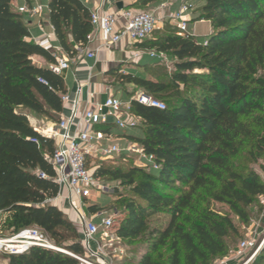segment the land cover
Returning a JSON list of instances; mask_svg holds the SVG:
<instances>
[{
  "label": "trees",
  "instance_id": "1",
  "mask_svg": "<svg viewBox=\"0 0 264 264\" xmlns=\"http://www.w3.org/2000/svg\"><path fill=\"white\" fill-rule=\"evenodd\" d=\"M14 1L0 0V229L13 236L36 228L56 249L83 258L76 227L51 204L59 194L48 161L54 142L29 122L34 114L59 123L64 79L49 70L56 57L30 41L26 14L15 10ZM153 1L137 0L135 10ZM47 10L59 47L73 55L92 32L90 12L80 0H48ZM193 15L189 23H210L204 43L179 35L167 21L166 34L152 33L139 45L170 58L171 72L113 74V83L132 85L164 105L158 110L132 101L141 136L127 137L154 157L158 172L94 165L95 178L130 188V198L120 202L125 215L115 234L130 246L144 245L134 264H211L226 254L236 230L230 214L247 222L248 209L264 198V182L243 163L264 160V0H198ZM33 57L47 65H36ZM212 203L228 213L215 214ZM100 211L86 208L90 215ZM153 215L167 222L151 227ZM2 257L7 264H80L37 247ZM254 264H264V245Z\"/></svg>",
  "mask_w": 264,
  "mask_h": 264
},
{
  "label": "built area",
  "instance_id": "2",
  "mask_svg": "<svg viewBox=\"0 0 264 264\" xmlns=\"http://www.w3.org/2000/svg\"><path fill=\"white\" fill-rule=\"evenodd\" d=\"M43 1L48 2V0ZM189 1H182L177 11L167 18L174 23L179 35H188V24L196 9V5ZM100 2L102 8L107 1L100 0ZM41 9V0H28L23 7L15 8L18 13L31 15H37ZM89 20L92 32L87 37V42L77 46L73 55L56 57V62L49 66V70L53 74L60 75L69 69L70 63L76 62V60L93 59L96 53L101 50H111L123 39H128L134 44H141L151 37L156 25L160 22L155 11L146 12L131 9H122L118 14L106 13L98 9L90 12ZM119 22H122L121 25H118ZM97 37L100 40L99 45L94 51H89L88 45ZM145 53L150 58L157 59L161 64L167 62V57L162 54H157L154 51H145ZM140 56L141 53H136L133 58L136 59ZM81 92L82 86L78 85L75 99L71 100L67 94L61 96L62 104H71L70 115L61 118L53 128L36 132L43 138L54 142V152L48 159L55 174L53 182L59 190H67L72 197L70 204L78 217L81 246L85 254L90 258L99 259L101 249L99 246L92 248V245L97 244L96 236L100 232L110 229L113 222L110 217L106 216L97 217V221L89 220L85 214L86 201L93 192L99 193L102 189L93 175L95 169L92 162L135 155L138 157L137 163L140 169L155 173L159 171L160 166L156 164L152 155L144 154L138 144L130 142L126 146L120 147L112 142L110 133L96 130V128L111 125L110 120L119 132H124L128 128H137L139 119L132 115V101L158 110H163L164 105L157 100L138 94L126 103L108 95L102 104L89 106L86 103L82 106L77 98ZM263 243L256 247V242L251 238L240 243L239 253L241 255L255 250L243 264H249L253 260ZM34 247L47 250L56 249L36 228H27L16 235L0 238L1 255H21ZM61 252L73 257L80 264H93L70 253Z\"/></svg>",
  "mask_w": 264,
  "mask_h": 264
},
{
  "label": "rangeland",
  "instance_id": "3",
  "mask_svg": "<svg viewBox=\"0 0 264 264\" xmlns=\"http://www.w3.org/2000/svg\"><path fill=\"white\" fill-rule=\"evenodd\" d=\"M160 1L161 0H154L152 4H149V6H146L144 8H137L135 11H156V5ZM178 1L179 3H181L184 0ZM166 2L174 3L176 2V0H166ZM189 2L194 5L196 4L197 7L198 0H190ZM165 22L166 20L158 22V24L156 25V29L154 30L152 35L153 38L161 37L170 30L168 24L167 26L166 24H164ZM187 34L195 37L198 42L202 43L211 34L210 23L207 21L189 23ZM59 53L60 52H58L56 55L57 58L61 57ZM172 66V60L170 58H167V62L162 63L161 66H156L152 69L149 68V70L156 73L165 71L169 73L172 71ZM149 70H145L144 74L151 76V72H149ZM66 81L68 83V86L70 87L71 82H69L68 79H66ZM109 86V89H111L112 91L111 95L117 96L123 101L127 100L131 95L137 96V94H139L140 92L132 85L120 86L117 83H113V80L111 83H109ZM139 129L140 121H138L137 128L126 129L124 131L125 133L117 134L116 139L118 140V142H120L121 140L128 139L126 137L128 135L130 137H140L141 131ZM137 159V156L130 155L129 157H122L121 159L118 158L114 160L99 161L97 163V166H101V170H116L117 168L127 169L129 166L140 168L139 164L137 163ZM122 161L124 163L127 162L125 164L126 166L121 163ZM243 163L246 165V167L255 172L264 182V172L262 170V168L264 167V160L260 159L257 163L254 164L247 162ZM96 179L98 180V183L100 184L102 189L99 193H92L91 197L88 199V205H98V207L101 208V211L94 215H90L85 212L86 216L89 220L93 221H97V217L99 216L110 217L112 219L113 226L108 230L100 232L99 235H97L95 238L97 246H99L101 249L100 258H90L85 254L82 259L93 264H134L135 262H137L144 245L140 244L130 246L128 241L118 239L115 234V230L119 224V221L125 215L124 207L120 204V202L122 200H127L130 198V188L127 186H122L123 183H121L120 181L111 180L109 177L106 176H102ZM210 208L217 215H224L228 213L227 208L221 204L212 203ZM247 212V222H242L236 216L230 214L231 220L233 221L236 230L235 232L230 233V237L227 240L228 248L226 254L222 257L213 258L211 264H243V262H245L255 252V250L253 249L250 252H246L245 254L241 255L239 253L240 243L248 238H251L256 242L257 247L262 242H264V198H257L255 204L252 205ZM165 222H167V217L164 215H153L150 217L151 227L156 226L158 224H164ZM75 227L77 229L78 234L80 235V227L78 225ZM3 236H5L6 238L9 236V234L4 233L0 229V238ZM262 248L258 250L255 257L249 264H254L255 258L258 259L261 257ZM162 251L164 252V249ZM0 264H7L1 254Z\"/></svg>",
  "mask_w": 264,
  "mask_h": 264
},
{
  "label": "crops",
  "instance_id": "4",
  "mask_svg": "<svg viewBox=\"0 0 264 264\" xmlns=\"http://www.w3.org/2000/svg\"><path fill=\"white\" fill-rule=\"evenodd\" d=\"M80 1L85 5V7L88 9L89 12L99 9V11L101 10L102 12L111 13V14H118L119 11L122 9H131L135 11V4L137 2V0H111V1L106 0L107 2L101 8L100 0H80ZM119 3L122 5L121 9L118 8ZM24 5H25L24 0H15L13 2L14 8L17 7L20 8L23 7ZM41 5H42V9L37 15L26 14L25 16V20L30 33V41L40 45L55 57H57L56 55L58 52H60L59 54L61 57L64 55H68L65 54L59 47V44L54 35L53 28L48 22L47 3L41 0ZM179 5L180 3L178 0H176V2L174 3H169L166 2V0H161L156 5L157 10L155 11V13L157 18L160 20V22L162 20H166V22L167 21L170 22L167 18L177 11ZM193 18L194 15L192 14L191 20ZM119 23L120 24L118 25H121L122 22ZM170 23L173 26H175L173 22ZM148 40L151 39L149 38ZM147 41H145V43ZM99 42H100L99 37H97L96 40H93L88 45V50L94 51L99 45ZM139 45L140 44H134L128 39H123L111 50H101L100 52L96 53V56L93 59H88V60L84 59L80 61L76 60V62L70 63L69 69L62 73L66 94L68 95V97L71 100L75 99L76 87L80 85L82 86V92L80 96H78L77 98L82 106H84L86 103H88L89 106L102 104L105 101V99L108 97V95H111L112 93L111 89H109L110 88L109 83H111L112 80L114 82V76H113L114 73L123 76L131 75V76L140 77L145 75L144 71L146 69L162 65L161 63H159L157 59H152L149 56H147L145 51L148 50L141 48ZM136 53H141V56L134 59L133 56ZM32 61L40 67H45L47 65L46 62L39 57H33ZM66 79H68V81L71 82L70 87L68 86ZM114 97L120 99L124 103L128 102L130 99L128 98L127 100L123 101L121 98L117 96ZM62 107H63L62 113H60L59 115L60 119L68 117L71 111L70 103L63 104ZM29 122L31 127L37 132H42L47 129L53 128L55 126L50 122H44L40 120V118L34 114H30ZM110 122L111 125L102 126L103 129H100V127H98L96 128V130H101L110 133L112 136V142L116 143L120 147H124L130 142H132L129 139L121 140L120 142H118V140L116 139L117 134L125 133V132H119L113 126L112 120H110ZM126 137H129V135ZM98 162L99 160H96L92 162V164L96 165ZM70 198L72 197L70 196L67 190H59L58 196L51 201V204L57 207L71 223L77 226L78 217L76 212H74L71 208ZM88 206H98V205L95 204L88 205V200H87L86 208ZM79 233L81 237L80 229H79ZM96 247L97 244L92 245V248H96Z\"/></svg>",
  "mask_w": 264,
  "mask_h": 264
},
{
  "label": "water",
  "instance_id": "5",
  "mask_svg": "<svg viewBox=\"0 0 264 264\" xmlns=\"http://www.w3.org/2000/svg\"><path fill=\"white\" fill-rule=\"evenodd\" d=\"M118 8H119V9L122 8V5H121L120 3L118 4ZM42 249H43V248H42ZM53 251H57V252L63 253V252L59 251L58 249H55V250H53ZM63 254H64V253H63Z\"/></svg>",
  "mask_w": 264,
  "mask_h": 264
}]
</instances>
